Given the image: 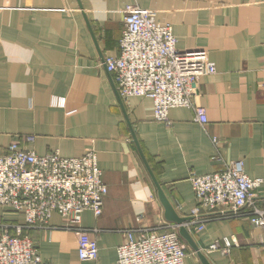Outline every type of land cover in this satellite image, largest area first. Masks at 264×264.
Returning a JSON list of instances; mask_svg holds the SVG:
<instances>
[{
	"label": "crops",
	"instance_id": "crops-1",
	"mask_svg": "<svg viewBox=\"0 0 264 264\" xmlns=\"http://www.w3.org/2000/svg\"><path fill=\"white\" fill-rule=\"evenodd\" d=\"M134 3L0 0V154L14 142L64 157L95 148L108 193L102 214L84 211L81 226L98 241V264L116 263L128 231L138 238L139 230L170 222L134 136L180 216H193L197 204L190 171L222 167L213 158V137L224 161L241 159L249 177L264 178V0H137L171 26L179 49L206 51L215 62L217 73L198 84L206 126L187 107L171 108L170 124L156 121L152 98L124 99L118 92L103 61L120 53L122 10ZM28 135L35 136L33 143ZM255 200L264 208V183ZM247 211L205 210V223L188 222L211 264H264V229ZM24 221L23 214L0 206V235L2 224ZM67 221L54 214L49 228L27 231L43 264H95L80 260L79 237ZM182 239L186 264H203ZM215 242L222 248L205 250Z\"/></svg>",
	"mask_w": 264,
	"mask_h": 264
},
{
	"label": "built area",
	"instance_id": "built-area-1",
	"mask_svg": "<svg viewBox=\"0 0 264 264\" xmlns=\"http://www.w3.org/2000/svg\"><path fill=\"white\" fill-rule=\"evenodd\" d=\"M122 15L125 29L120 53L103 61L122 98H152L154 119L167 124L171 123V108L187 107L193 110L194 120L206 126V109L197 101L198 84L203 76L217 73L215 62L206 51L179 49L171 26L159 22L137 0L126 6ZM25 140L33 143L35 136L28 135ZM212 141L216 149L213 158L222 167L207 174L190 171L197 201L193 219L205 223L208 218L201 217L205 210L236 214L247 209L251 222L264 229V208L255 200L264 178L249 177L241 159L224 161L219 138ZM107 193L94 147L80 157H64L59 152L40 155L14 142L7 153L0 154V206L23 214L25 221L2 224L0 264H43L36 242L27 231L49 228L54 214L67 218L66 226L77 231L80 260L98 264V241L81 226V216L86 210L100 216ZM139 234L135 238L127 232L115 264H186L189 253L178 224L165 222L157 230L142 229ZM230 245L226 240L224 251ZM221 248L215 242L205 250Z\"/></svg>",
	"mask_w": 264,
	"mask_h": 264
},
{
	"label": "water",
	"instance_id": "water-1",
	"mask_svg": "<svg viewBox=\"0 0 264 264\" xmlns=\"http://www.w3.org/2000/svg\"><path fill=\"white\" fill-rule=\"evenodd\" d=\"M135 141L138 145V148L140 150V153L143 157V160L150 172V175L157 187L158 190V196L159 199L163 205L164 208V216L165 218L173 223H176L179 225V233L181 235L182 238H184L189 244L190 246L197 252V254L199 255L201 261L203 262V264H211L210 261L208 260V258L206 257V255L200 250L199 246L196 244V242L194 241L188 227L186 226V223H188L189 221H191L193 219V216H180L176 209L174 208V206L172 205L169 197L167 196L165 190L163 189L162 185L159 183L157 177L155 176L153 170L151 169L146 157L143 154V151L141 149V146L139 145V142L137 140V138L134 136Z\"/></svg>",
	"mask_w": 264,
	"mask_h": 264
},
{
	"label": "trees",
	"instance_id": "trees-1",
	"mask_svg": "<svg viewBox=\"0 0 264 264\" xmlns=\"http://www.w3.org/2000/svg\"><path fill=\"white\" fill-rule=\"evenodd\" d=\"M155 173H156V168H155Z\"/></svg>",
	"mask_w": 264,
	"mask_h": 264
}]
</instances>
